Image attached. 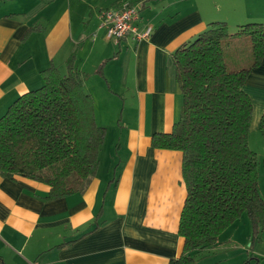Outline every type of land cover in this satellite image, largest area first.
<instances>
[{
    "label": "crops",
    "instance_id": "obj_1",
    "mask_svg": "<svg viewBox=\"0 0 264 264\" xmlns=\"http://www.w3.org/2000/svg\"><path fill=\"white\" fill-rule=\"evenodd\" d=\"M80 1L84 9L72 12L70 0H0V116L41 86L43 69L64 74L72 58L94 120L105 128L96 173L83 191L50 200L47 185L0 175V264H167L183 250L182 154L152 147L151 137L169 133L180 114L172 53L210 21L226 22L231 32L260 22L264 0ZM121 1L137 2L136 23L151 25L148 38H106L98 13ZM243 88L252 102L247 140L264 198V59ZM244 216L223 233L225 246L218 242L194 264H264V229L251 243Z\"/></svg>",
    "mask_w": 264,
    "mask_h": 264
},
{
    "label": "trees",
    "instance_id": "obj_2",
    "mask_svg": "<svg viewBox=\"0 0 264 264\" xmlns=\"http://www.w3.org/2000/svg\"><path fill=\"white\" fill-rule=\"evenodd\" d=\"M244 49H236L237 43ZM249 49L250 59L244 60ZM264 59V21L213 20L172 53L182 98L169 133H155L151 146L182 154L186 196L178 234L180 256L167 264H194L218 244L225 229L245 215L250 242L264 229L257 154L248 145L252 102L244 83ZM43 69L40 87L17 96L0 116V175L28 178L49 187L46 199L83 191L94 177L105 128L94 120L83 75L65 63ZM264 136V113L258 125Z\"/></svg>",
    "mask_w": 264,
    "mask_h": 264
},
{
    "label": "built area",
    "instance_id": "obj_3",
    "mask_svg": "<svg viewBox=\"0 0 264 264\" xmlns=\"http://www.w3.org/2000/svg\"><path fill=\"white\" fill-rule=\"evenodd\" d=\"M98 16L106 38L115 42L126 36L135 40L146 39L152 32L151 25L143 29L138 27L139 6L129 1H121L116 7L103 9Z\"/></svg>",
    "mask_w": 264,
    "mask_h": 264
},
{
    "label": "rangeland",
    "instance_id": "obj_4",
    "mask_svg": "<svg viewBox=\"0 0 264 264\" xmlns=\"http://www.w3.org/2000/svg\"><path fill=\"white\" fill-rule=\"evenodd\" d=\"M70 2H71V9H72V12H75V11H80L81 12V10H83L84 8L83 7H85L84 6V4L80 1V0H70ZM84 2L86 3V0H84ZM210 2H214V1H210ZM137 2H134V4H136ZM262 3H264V2H262ZM137 5V4H136ZM138 6V5H137ZM88 8V7H87ZM81 21L82 20H80V21H78V22H76V24H80L81 23ZM261 21H264V19H262ZM229 27V26H228ZM229 29H230V27H229ZM244 44L243 43H241V42H238L237 43V46H236V49L237 48H239V49H244ZM238 50V49H237ZM244 53V60L246 61V59L248 58V59H250V51H249V49H247L246 48V50L243 52ZM108 126V125H107ZM107 132H109V127H107ZM108 143V142H107ZM107 143H105V145H107ZM103 144V143H102ZM244 217H246V216H244ZM239 222V225H242L241 224V221H238ZM238 224V223H237ZM226 229H225V231L223 232V233H226ZM223 233L220 235L221 236V238L218 240V242H220L218 245L219 246H225L226 245V243L224 244L223 243V240H225V239H222V237H223ZM246 245V247H248V245H249V242H247V243H245Z\"/></svg>",
    "mask_w": 264,
    "mask_h": 264
}]
</instances>
